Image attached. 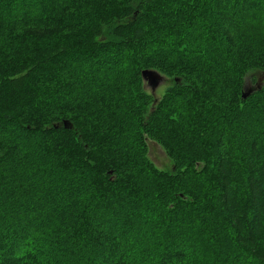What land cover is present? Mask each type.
I'll return each instance as SVG.
<instances>
[{"label":"trees","instance_id":"1","mask_svg":"<svg viewBox=\"0 0 264 264\" xmlns=\"http://www.w3.org/2000/svg\"><path fill=\"white\" fill-rule=\"evenodd\" d=\"M0 264H264V0H0Z\"/></svg>","mask_w":264,"mask_h":264},{"label":"rangeland","instance_id":"2","mask_svg":"<svg viewBox=\"0 0 264 264\" xmlns=\"http://www.w3.org/2000/svg\"><path fill=\"white\" fill-rule=\"evenodd\" d=\"M160 75L161 80L160 82H158L154 90H152L151 87L147 84V82L144 81L145 89L148 91V93H151L153 95L156 101L161 97L164 90L172 83L170 77L164 76L162 74ZM252 83L253 85L255 84L254 82ZM147 143L149 158L156 164V166L169 170L171 168V159L167 156L166 151L163 149V147L157 144L156 142L151 141L150 139H147Z\"/></svg>","mask_w":264,"mask_h":264},{"label":"water","instance_id":"3","mask_svg":"<svg viewBox=\"0 0 264 264\" xmlns=\"http://www.w3.org/2000/svg\"><path fill=\"white\" fill-rule=\"evenodd\" d=\"M142 78L147 84L151 87L152 90L155 89L158 82L161 80V75L158 71L153 69H144L141 72ZM254 90L252 88L244 89L242 92V98H246L249 94H251ZM65 127H68L67 123L64 122Z\"/></svg>","mask_w":264,"mask_h":264}]
</instances>
